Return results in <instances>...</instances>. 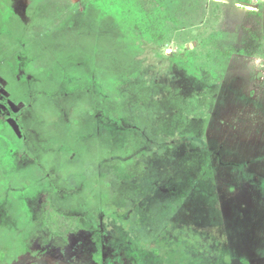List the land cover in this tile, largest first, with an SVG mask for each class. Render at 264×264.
I'll use <instances>...</instances> for the list:
<instances>
[{"label":"rangeland","instance_id":"374dc122","mask_svg":"<svg viewBox=\"0 0 264 264\" xmlns=\"http://www.w3.org/2000/svg\"><path fill=\"white\" fill-rule=\"evenodd\" d=\"M177 1L0 0V230L21 255L49 199L88 230L57 264H264V0Z\"/></svg>","mask_w":264,"mask_h":264},{"label":"trees","instance_id":"16d2710c","mask_svg":"<svg viewBox=\"0 0 264 264\" xmlns=\"http://www.w3.org/2000/svg\"><path fill=\"white\" fill-rule=\"evenodd\" d=\"M175 2L178 1L165 0V3L161 4V8L167 10L168 13H172L171 16H174L176 15L177 11L171 7V4H173V6H176L177 3ZM261 17H262L261 23L263 24V20H264L263 12L261 14ZM167 21H163V22L159 21L154 23L150 27V32L154 33L153 31L155 30H163L165 28L164 26L166 25ZM262 38L264 39V33H262ZM73 220L74 217H71L67 213L58 212L55 209V206L52 204V202L48 199L47 208L42 209L37 215L36 227L39 228L42 232H46L47 237L45 236L44 239L42 240V245L36 251V254L34 253L31 256L25 257L21 255V252L16 247L17 245H19V243L12 242L14 237L18 240L22 239L23 241V238L27 234H21L23 232H19L17 234L10 235V233L7 230H0V264H33V263L35 264L38 262L57 264V262H65L66 257L64 255V252L62 251L63 247H58L56 244L62 241L69 242L70 235L87 230L79 222H75V225L71 227L70 223ZM26 228L28 231L33 230L30 226ZM7 248H10L9 254L15 257L14 260H11L8 257L9 254H7ZM46 249H48L50 253H47Z\"/></svg>","mask_w":264,"mask_h":264},{"label":"water","instance_id":"95a60500","mask_svg":"<svg viewBox=\"0 0 264 264\" xmlns=\"http://www.w3.org/2000/svg\"><path fill=\"white\" fill-rule=\"evenodd\" d=\"M11 123H12L13 127H14L16 130H18V125H17V123H16V121H15L14 119L11 120Z\"/></svg>","mask_w":264,"mask_h":264},{"label":"crops","instance_id":"0c3cea01","mask_svg":"<svg viewBox=\"0 0 264 264\" xmlns=\"http://www.w3.org/2000/svg\"><path fill=\"white\" fill-rule=\"evenodd\" d=\"M264 59V58H263ZM259 99H263L264 100V95L263 94H261V96H259ZM258 99V100H259Z\"/></svg>","mask_w":264,"mask_h":264},{"label":"flooded vegetation","instance_id":"af4514ba","mask_svg":"<svg viewBox=\"0 0 264 264\" xmlns=\"http://www.w3.org/2000/svg\"><path fill=\"white\" fill-rule=\"evenodd\" d=\"M0 106L3 107V108H5V109L7 107L5 104H1V103H0Z\"/></svg>","mask_w":264,"mask_h":264}]
</instances>
